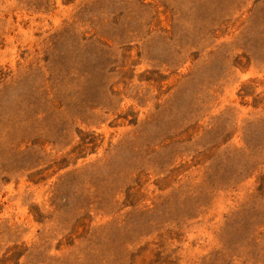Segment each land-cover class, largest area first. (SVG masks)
Instances as JSON below:
<instances>
[{
    "label": "rangeland",
    "instance_id": "1",
    "mask_svg": "<svg viewBox=\"0 0 264 264\" xmlns=\"http://www.w3.org/2000/svg\"><path fill=\"white\" fill-rule=\"evenodd\" d=\"M0 264H264V0H0Z\"/></svg>",
    "mask_w": 264,
    "mask_h": 264
}]
</instances>
